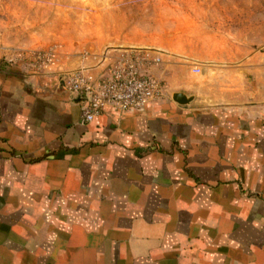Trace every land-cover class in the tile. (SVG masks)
I'll return each instance as SVG.
<instances>
[{
    "label": "crops",
    "instance_id": "0c3cea01",
    "mask_svg": "<svg viewBox=\"0 0 264 264\" xmlns=\"http://www.w3.org/2000/svg\"><path fill=\"white\" fill-rule=\"evenodd\" d=\"M89 41L0 64V264H264V65L231 82L227 53L138 21ZM131 49L163 95L81 124L68 76Z\"/></svg>",
    "mask_w": 264,
    "mask_h": 264
},
{
    "label": "rangeland",
    "instance_id": "374dc122",
    "mask_svg": "<svg viewBox=\"0 0 264 264\" xmlns=\"http://www.w3.org/2000/svg\"><path fill=\"white\" fill-rule=\"evenodd\" d=\"M126 21L180 32L194 51L205 40L229 55L231 82L264 65V0H0V64L40 72L64 48L96 55L90 37Z\"/></svg>",
    "mask_w": 264,
    "mask_h": 264
},
{
    "label": "built area",
    "instance_id": "2783aa9c",
    "mask_svg": "<svg viewBox=\"0 0 264 264\" xmlns=\"http://www.w3.org/2000/svg\"><path fill=\"white\" fill-rule=\"evenodd\" d=\"M160 63L146 51L133 49L121 53L110 64L107 73L92 78L82 70L71 73L65 90L80 105V123H90L105 107L117 111L141 110L146 104L163 95L161 84L148 73Z\"/></svg>",
    "mask_w": 264,
    "mask_h": 264
},
{
    "label": "water",
    "instance_id": "95a60500",
    "mask_svg": "<svg viewBox=\"0 0 264 264\" xmlns=\"http://www.w3.org/2000/svg\"><path fill=\"white\" fill-rule=\"evenodd\" d=\"M172 100L178 104H187L189 101L192 100V96L186 95L183 92H174L172 95Z\"/></svg>",
    "mask_w": 264,
    "mask_h": 264
}]
</instances>
